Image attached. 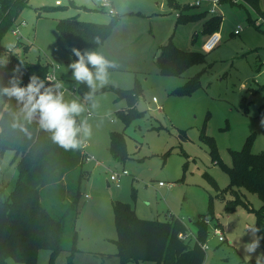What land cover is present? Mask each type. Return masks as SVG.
I'll return each mask as SVG.
<instances>
[{"label": "rangeland", "instance_id": "1", "mask_svg": "<svg viewBox=\"0 0 264 264\" xmlns=\"http://www.w3.org/2000/svg\"><path fill=\"white\" fill-rule=\"evenodd\" d=\"M55 1L31 0L17 19V24L25 21V25L19 27L18 36L8 33L3 41L6 48H14V53L30 62L59 64L57 73L71 85L75 81L71 58L56 42L58 21L76 16L84 21L113 22L111 34L97 52L114 67L109 69L108 83L95 93L97 108L76 92L64 95L66 101L77 99L84 104L86 111L78 117L88 121L92 134L83 138L80 147L83 164L41 191L44 205L54 206L66 221L63 250L54 264H69L68 248L75 228L79 236L72 264H158L122 260L115 242L119 236L116 202L132 206L140 218L168 222L179 217L194 234V221L209 213L203 264H249L239 245L251 241L246 231L256 226L253 208L259 209L261 201L256 193L241 187L239 196L247 204L237 202L232 209L237 196L227 188L231 178L226 166L232 165L233 150H242L248 141L252 152L264 151V24L256 7L242 0H222L212 14V0H200V5H194L195 0H177L178 6L170 0H59L60 7ZM45 6L54 10L47 11ZM212 18H220L211 28L219 31L221 40L207 52L203 47L209 33L205 24ZM169 40L183 51L201 53L204 60L181 74L161 72L156 59ZM198 73L201 86L194 92H175ZM136 88L142 91L136 100L142 114L127 124L119 111L129 103L119 97L118 89ZM112 133L123 138L126 154L121 159L110 150ZM203 135L212 142H206ZM17 164L13 150L0 151L1 200L10 199L17 184ZM123 169L128 174L116 186L111 175ZM159 181L166 185L159 186ZM77 189L80 203L69 208L64 203ZM217 223L224 241L214 234ZM259 253H264L261 244ZM256 254L250 264H255ZM168 256H172L170 251ZM49 257V250H40L38 264H49ZM7 260L8 264H26L12 256Z\"/></svg>", "mask_w": 264, "mask_h": 264}, {"label": "trees", "instance_id": "2", "mask_svg": "<svg viewBox=\"0 0 264 264\" xmlns=\"http://www.w3.org/2000/svg\"><path fill=\"white\" fill-rule=\"evenodd\" d=\"M170 2L178 6L177 0ZM242 2L256 7L259 18L264 19V0L262 7L259 6V0ZM30 6L31 0H0V59L7 61L6 64H0V86H9V79L14 75L16 68L20 69V72L15 74L20 77L21 86H26L33 75L45 80L49 69L48 62H30L14 53V48H6L3 43L20 14ZM45 8L47 11L54 10L50 6ZM215 21L219 24L220 18H212L206 22L208 35L216 31L211 28L216 24ZM56 28V42L73 62L77 58L72 49L76 48L81 52L98 51L111 34L113 22L97 23L71 16L60 19ZM26 47L25 45L24 48ZM160 48L156 62L160 71L166 74H181L204 60L201 53L183 51L173 44L172 40ZM200 76L201 73H198L191 77L175 92L180 95L191 94L201 86ZM77 85V94L84 99L90 89L83 83ZM118 93L119 97L125 98L129 103L127 109L119 111L120 117L129 124L134 117L142 114L136 107V100L142 91L139 88L118 89ZM4 100V105L8 107L3 106L0 117V151L10 149L15 152L19 177L10 199H0V264H8L9 256L26 264H38L39 251L42 249L50 251L49 264H54L56 256L63 250L66 221L64 214H58L54 206L44 205L41 191L60 183L65 176L80 167L85 155L80 148L66 151L53 143L51 134L41 129L36 120L28 123L22 117L17 118L15 114L19 113L21 106L15 99L9 100L5 97ZM77 122H80L79 117ZM203 138L206 142H212V139L208 140L207 135H203ZM110 150L117 159L126 154L121 135L112 133ZM232 156V165L226 166L231 178L227 188L235 192L237 200L232 202L230 207L233 209L237 202L246 203L239 196L241 187L256 193L261 201L259 209L253 208L257 215L256 227L260 229L257 235L264 236V151L252 152L251 142L248 141L242 150H233ZM78 178L81 180L82 176L79 175ZM213 182L215 183V180ZM80 198L79 189L72 191L64 205L75 208L80 203ZM78 213L76 211V219ZM114 214L119 234L115 242L123 261L143 259L158 264H182L183 261L187 264L204 263L205 250L198 243L191 245L179 238V233L187 227L180 218L168 222L140 218L132 206L122 202L115 203ZM209 217V213H206L200 221H194L197 238L201 243H205L210 235L208 224L205 222ZM71 233L69 264H72L77 251L79 236L76 228ZM260 244L264 251V239ZM169 251L172 256H168Z\"/></svg>", "mask_w": 264, "mask_h": 264}, {"label": "clouds", "instance_id": "3", "mask_svg": "<svg viewBox=\"0 0 264 264\" xmlns=\"http://www.w3.org/2000/svg\"><path fill=\"white\" fill-rule=\"evenodd\" d=\"M72 53L77 58L69 65L72 76L78 84H86L90 89L84 99L92 101L91 106L95 109L98 107L94 102L95 93L108 83L109 69L114 65L97 51L81 52L73 48ZM6 63L5 59H0V64ZM19 72V68L14 69L9 86H0V104H4L5 97L15 99L21 106L19 113L15 114L17 118L22 117L28 123L36 120L41 129L51 134L52 142L66 151L79 149L83 138L92 134V127L86 119L77 122V117L86 111L84 104L77 99L66 101L60 91L63 88L60 82L46 86L43 80L33 75L26 86H21V79L15 74ZM246 232L251 233V241L239 247L243 248L244 259L250 264L264 236L257 235L260 229L255 225L249 226ZM255 264H264V253L255 255Z\"/></svg>", "mask_w": 264, "mask_h": 264}, {"label": "built area", "instance_id": "4", "mask_svg": "<svg viewBox=\"0 0 264 264\" xmlns=\"http://www.w3.org/2000/svg\"><path fill=\"white\" fill-rule=\"evenodd\" d=\"M210 2L212 3V6H213L210 9V13L214 14L216 12L218 5L221 3V0H212ZM201 3L202 2L200 0H195L194 5H200ZM56 4L60 5L62 3H60V1H56ZM112 12H113V10L110 9V13H112ZM261 19L263 20L262 24H264V19L263 18H261ZM17 23L18 22L16 20L15 24L13 25V27L10 30V32L16 36H18L20 34V28L19 27L21 25H25V21H19V24H17ZM235 33L239 34V30H236ZM220 40H221V34L219 33V31L212 32L211 34L208 35L206 41L203 44L204 50L207 52L213 50L217 46V44L220 42ZM262 63L264 65V60L262 61ZM48 65H49V69L47 71V74H46L45 80H44L46 86H49L50 84H54L56 82H60L63 84V88L60 89V91H62L64 95H66L67 93H70V94H73L75 92L77 93L78 85H77L76 81H72L70 83L71 85H69L63 79V77H61L57 73L59 71V69L61 68V66L59 64H56L52 61L51 62L49 61ZM154 101H156V98H154ZM88 114L90 115V113H88ZM87 159H89V157H87ZM126 174H128V171L126 169H123L121 173L112 174L111 175V181L113 183H115L116 186H119L121 176H124ZM158 185L159 186H165L166 183L163 181H159ZM85 198H90V195L86 194ZM214 234L217 235V237L220 241L225 240V234L223 233V231L221 230V228L219 226L214 227ZM178 236L180 239H182L183 241H185L187 243L191 244V241H193V244H191V245L198 243L202 249H204V250L208 249V245L206 244V242L201 243L197 238V234H194L192 231H190L188 229V227H186V230L181 231Z\"/></svg>", "mask_w": 264, "mask_h": 264}, {"label": "crops", "instance_id": "5", "mask_svg": "<svg viewBox=\"0 0 264 264\" xmlns=\"http://www.w3.org/2000/svg\"><path fill=\"white\" fill-rule=\"evenodd\" d=\"M56 1H59V0H56ZM56 1H55V2H56ZM57 5H58V4H57ZM61 5H62V4H61ZM80 13H81V12H80ZM67 176H68V175H67ZM65 177H66V176H65ZM65 177H64V178H65ZM85 195H86V194H85ZM178 218H179V217H178ZM181 220H182V219H181Z\"/></svg>", "mask_w": 264, "mask_h": 264}]
</instances>
